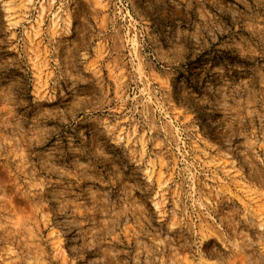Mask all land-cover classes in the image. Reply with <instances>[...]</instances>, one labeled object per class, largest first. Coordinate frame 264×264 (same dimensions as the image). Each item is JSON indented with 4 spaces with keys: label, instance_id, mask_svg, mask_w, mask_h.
I'll return each mask as SVG.
<instances>
[{
    "label": "rangeland",
    "instance_id": "374dc122",
    "mask_svg": "<svg viewBox=\"0 0 264 264\" xmlns=\"http://www.w3.org/2000/svg\"><path fill=\"white\" fill-rule=\"evenodd\" d=\"M0 264H264V0H0Z\"/></svg>",
    "mask_w": 264,
    "mask_h": 264
}]
</instances>
